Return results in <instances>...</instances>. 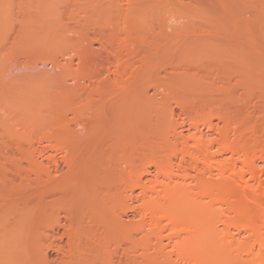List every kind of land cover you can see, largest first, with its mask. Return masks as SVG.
I'll return each instance as SVG.
<instances>
[{"label": "rangeland", "instance_id": "obj_1", "mask_svg": "<svg viewBox=\"0 0 264 264\" xmlns=\"http://www.w3.org/2000/svg\"><path fill=\"white\" fill-rule=\"evenodd\" d=\"M253 1L0 0V264H159L148 255L154 247H140L151 230L142 187L125 205L116 191L156 156L176 152L178 168L189 148L168 141L174 122L189 129L229 107L240 126L263 134L257 115L240 116L230 100L236 50L264 82V52L252 53L264 41L253 49L248 41L249 28L264 27L254 8L262 0ZM146 96L157 104L147 107ZM122 211L124 226L114 220Z\"/></svg>", "mask_w": 264, "mask_h": 264}, {"label": "bare ground", "instance_id": "obj_2", "mask_svg": "<svg viewBox=\"0 0 264 264\" xmlns=\"http://www.w3.org/2000/svg\"><path fill=\"white\" fill-rule=\"evenodd\" d=\"M251 1L253 0H250V2L248 0L250 6L251 3L254 4V1ZM254 8L259 11H257V13H259L258 15L264 20V0L257 4L255 3ZM259 22H262V25L259 23V25H261L259 28H262V26H264V21ZM247 32L249 43L251 46L254 44L252 49L255 48V46L260 47L259 45L264 41V27L260 30L249 28ZM233 40L236 41L235 44L238 45L237 42H239V38ZM234 41L232 44L235 49L236 45ZM262 46L263 44L261 47ZM237 47L236 49H239ZM260 48L256 47L253 49L254 52L252 51V53H258L263 56L264 50L262 49L264 47ZM258 50L261 51L258 52ZM239 51L240 50H236L233 52V60H231L232 62L230 64L231 66L233 64V67L235 66V74L237 75L234 87L236 90L238 87H242L247 91L244 92V94H242V92V95L238 98L240 94L237 95L236 93L238 90L235 93V88L232 86V93H235L238 99L232 93H230V97H234L229 98L234 103V106L238 103L241 105V107H239L240 109L247 111H244V113L243 111L242 113L239 111L240 116L245 114L244 118H246V115H248V117L250 116L249 113H251V115H257V119L254 115L253 117L257 120V123L260 121L262 125L257 124L254 121L255 119L253 120V118H251L253 124L255 123L256 126L259 125V127L262 126L261 130L263 129L262 131H264V109H259L261 111L258 110L259 114H256L258 113L255 108L257 104H254L259 103L261 100L264 101V95H262V93L261 96L257 97L254 93H251V89L248 88L250 85H253L252 83H258L261 87L262 82H259L260 78L256 75V72L252 70L253 73L251 74L254 63L251 61H243L238 54ZM68 53L65 51L61 52V58L67 57ZM255 55L252 54V57ZM73 61H70L69 64L72 65ZM263 61L264 59H262V62ZM54 63L53 61V64ZM41 65L43 67L48 66L47 63L44 62ZM260 66L263 67L262 73L264 76V66L261 64ZM31 69L37 70L38 67L34 68L33 65ZM46 71H42V73ZM42 73H40V75ZM256 78L259 79L254 82ZM230 79H232L231 76L229 77V80ZM262 84H264V82ZM227 86L222 85L219 87L225 88ZM262 87L260 90L264 88ZM247 88L250 90L248 91ZM250 97L251 100H249ZM252 98H257L258 100L256 99L255 101L259 102L254 101V103H252ZM145 104L149 107L155 106L157 102L154 97L146 96ZM170 109L172 108H168L169 117H173L175 113H173V109L172 111ZM189 109L191 108L189 107ZM224 109V112H222V109L221 111L218 110L219 112L217 111L218 113L216 115L213 114L212 116H214V118L210 116L203 122L199 120L202 124H199L198 119H195V121L192 119L191 121L193 124H190L189 129L182 128L178 130L176 124H180L172 122L173 124L170 125V135L167 137L170 136L173 142L170 137L168 141L173 144L175 142L176 145L181 142L184 146V150L186 146L189 149L193 148V150L190 151L186 149L188 152L179 156L180 161L177 163V169H174V163L176 162L172 160L173 157L178 155L176 152L172 154L169 153L168 155L171 156L168 157L164 156L166 154L163 155V158L161 156H156L154 161L142 163L141 168L131 173V177L133 178H127V181L125 180L122 182L126 185L120 188V185H122L121 183L119 185L120 189L118 188L116 191V193L121 191L120 193L123 197L120 195L119 197L123 198L122 201L124 202H122V204L125 205L128 204L129 199H133L132 196L135 193V188H138V186L142 187L141 189L143 190H141V192L143 193L141 194L144 199L142 203L143 206H146L144 210L148 209L150 211H148L149 215H147V217L146 214H143V216L145 215L146 218H148V216L150 217V221H148L151 227L149 230H151L149 234L146 233L148 235L146 237H148L149 240L147 238L145 240L146 242L143 243L144 246L140 247H144L146 251L147 249L150 250V246H152V248L154 247L153 249L155 252L148 250L153 255L147 253L150 257H154L152 258L153 260L159 261L157 262L159 264L169 259V264H177V260L175 262L171 257H176L179 260V264H264V168H259L258 164L259 161L264 163V132H262L263 134H259V132H257L258 130H256L253 125L252 127L249 125L250 128L247 126L243 127L242 124L240 126V122L237 121V124V122L232 119L234 115L231 116V114L225 112L228 111L229 107ZM165 110L167 111V109ZM215 118H218L223 124L225 123L224 126H222L223 128L219 127V122L214 121ZM201 127H203V129ZM28 159L32 160L33 156H30ZM175 159L178 158H174V160ZM39 164L41 165V163ZM42 165L44 167V164ZM149 165H154L157 170V172H155L157 173L156 175L152 173V178H150L152 176V171L150 172ZM44 173L46 176L51 177L53 169L48 168ZM24 177L25 181L30 179L28 178L30 177L29 175H25ZM145 180L147 181L144 182ZM121 198L118 199L121 200ZM136 198L138 199V197ZM113 200H115V198ZM112 202L110 203L112 204ZM125 207L129 208L128 205ZM123 214L124 212L114 217L118 225L122 224L120 226H124L126 223L123 222ZM146 223L147 220L146 222H142L144 226H147ZM164 234L167 235L164 236ZM125 235L127 236V234ZM128 236H130L129 239L126 238L130 240V244L137 241L134 240L135 237L132 235L128 234ZM151 236L155 238V244L151 242ZM103 239H105V241L107 240L105 237ZM127 239L126 241H128ZM124 240L125 238H123L122 241ZM111 241L114 242L113 239H111ZM122 241H120L119 244L123 243ZM147 243L150 244L148 245ZM166 250L169 251L167 252ZM128 252L130 251L128 250ZM162 257H165V260L163 258L164 261L159 259ZM165 264H167V262Z\"/></svg>", "mask_w": 264, "mask_h": 264}]
</instances>
